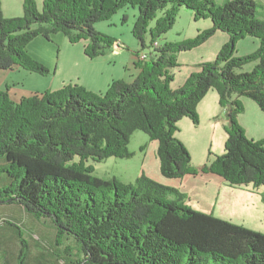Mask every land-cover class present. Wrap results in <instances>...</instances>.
<instances>
[{"label": "trees", "instance_id": "trees-1", "mask_svg": "<svg viewBox=\"0 0 264 264\" xmlns=\"http://www.w3.org/2000/svg\"><path fill=\"white\" fill-rule=\"evenodd\" d=\"M41 1L39 8L37 0H24L22 14L6 17L0 0V69L20 66L49 74L27 45L59 32L72 43L86 40L84 52L90 58L106 54L117 40L95 24L125 6L138 8L131 32L142 49L153 50L144 60L141 49L134 51L139 73L131 81L113 80L104 93L70 82L14 100L0 88V171L7 175L0 179V213L11 218L0 231H11L19 243L17 264H28L30 256L20 225L25 215L52 223L58 243L74 237L78 257L66 251L65 264H264L263 232L191 207L180 188L144 172L134 182H123L94 175L90 163L131 158L130 138L140 129L157 142L165 177L213 173L231 186L263 187L264 138L248 137L238 115L245 110L243 96L264 112V1ZM182 6L196 20L210 19L211 26L190 38L161 41ZM218 31L228 38L215 59L196 64L172 88L179 53L206 43ZM246 36L257 38L258 46L237 55V43ZM155 41L159 46H153ZM211 89L228 119L227 139L222 154L210 157V150L207 162L195 166L176 133L184 117L200 123L198 105ZM8 262L0 243V264Z\"/></svg>", "mask_w": 264, "mask_h": 264}, {"label": "rangeland", "instance_id": "rangeland-1", "mask_svg": "<svg viewBox=\"0 0 264 264\" xmlns=\"http://www.w3.org/2000/svg\"><path fill=\"white\" fill-rule=\"evenodd\" d=\"M23 1L3 0L5 16L12 17L22 14ZM216 1L221 4L224 0ZM37 3L41 8L42 1L37 0ZM138 14L137 7L125 6L114 16L95 24L98 31L112 36L119 45L118 48L114 47L108 53L97 58H90L85 54L84 47L88 43L86 40L72 43L62 32L53 35L50 40L42 36L34 38L27 45V50L36 60L46 64L50 68V73L40 75L20 66H15L11 70L0 69V88L8 89L10 96L14 100H18L22 96L32 93H41L49 89L57 90L70 81H78L96 93L106 92L112 77L121 75L125 76L127 81H131L132 71H135L132 62L137 60L134 51L141 49L140 53L148 54L153 50V47L142 49L139 40L131 32ZM211 24L210 19L199 18L196 20L194 12L188 7L182 6L175 24L165 33L164 39L162 38L161 41H179L193 37L200 30L210 27ZM227 38V33L218 31L206 43L190 51L179 53V65L173 69L175 78L171 82L172 87L182 84L188 78L191 70L197 69L196 64L202 60L215 59L218 50L221 49ZM257 46V38L246 36L238 41L236 54L250 53ZM252 66H254L253 63L247 64L245 69L250 70ZM211 91L217 93L214 89ZM213 93L204 97V99L207 97L205 100L209 105L208 110L201 111L199 106L198 111L201 118L199 124H193L186 117L178 124L179 130L176 134L190 150L192 163L196 166L206 163L210 150L213 152L210 157L224 151V142L222 141L225 140H221V137L223 134L226 138L227 133L224 130L217 131L214 125L210 126L211 123L217 124L223 119L222 115L212 118L215 110L219 109L217 104L213 106L208 103V100H212ZM242 100L245 110L238 115V120L243 125L247 136L254 139L264 138V112L255 101L248 97L243 96ZM220 113L222 112L220 111ZM129 148L134 152L131 158L112 156L98 162L90 160V163L94 165L93 174L108 179L116 176L123 182H134L135 178L144 172L157 181L162 179V183L171 186H174L173 184L180 185L177 178L170 179L161 174L156 155L157 142L151 140L147 133L140 129L136 130L130 138ZM3 178L7 179V175L0 171V179L3 180ZM187 178L184 183L188 189L186 191L188 205L204 212L213 211L214 215L220 218L243 224L245 227L264 233V201L262 200L264 186L254 187L245 184L231 186L228 182H224L220 187L219 180L223 178L215 174L189 175ZM1 180L0 184L4 185ZM21 212L24 215L23 210ZM0 217V227L4 226L5 220L11 219L1 213ZM20 225L30 246L28 264H65L62 256L66 251L70 253L71 257H78L74 237L69 236L62 243H58L55 226L48 220H37L32 216L25 215ZM2 237H4L3 242L1 241ZM0 241L3 251L7 254L8 264H17L15 257L19 252V243L15 236L11 231H0ZM40 259H42L41 262H39Z\"/></svg>", "mask_w": 264, "mask_h": 264}, {"label": "crops", "instance_id": "crops-1", "mask_svg": "<svg viewBox=\"0 0 264 264\" xmlns=\"http://www.w3.org/2000/svg\"><path fill=\"white\" fill-rule=\"evenodd\" d=\"M1 2H2V7H3V10H4V12H5V9H4V2H3V0H1ZM3 12V13H4ZM5 15V14H4ZM54 35H56V34H54ZM212 37V36H211ZM210 37V38H211ZM209 38V39H210ZM208 39V40H209ZM118 48L119 47V45H117V46H113V47H111V49H113V48ZM111 49H109L108 50V52L111 50ZM107 52V53H108ZM203 61V60H202ZM135 62V61H134ZM134 62H132V66H133V68L135 69V71L133 70L132 71V79L139 73V68H136L135 66H134ZM204 62V61H203ZM192 71H194V70H191V72ZM191 72H190V74H191ZM189 74V75H190ZM189 75H188V77H189ZM119 78H123V79H126L125 78V76H115V77H112V78H110V81L112 82L113 80H115V79H119ZM131 79V80H132ZM127 81V80H126ZM185 81V80H184ZM70 82H73V81H70ZM76 82H78V81H76ZM110 83V82H109ZM183 83V82H182ZM80 84H82V83H80ZM171 85H172V83H171ZM181 85V84H180ZM180 85H178L177 87H179ZM177 87H172V88H177ZM211 90H213V89H211ZM209 91L208 93H207V95L209 94H212L213 92L212 91ZM218 93H213V95H211V98H212V100H208L209 102V104L211 105H213V106H215L216 104L218 105V107H219V109L218 110H215V112H214V115H213V117L212 118H216V115H219V116H221L222 115V117H223V119L220 121V122H218L217 124H214V123H211V125L210 126H212L213 127V125H214V127H215V129L217 130V131H225L226 132V130H225V127L224 126H226V124H227V122H228V119H227V117H226V113H225V110L224 109H222V107L220 106V103H219V97H218ZM206 96V95H205ZM204 96V97H205ZM207 98V97H206ZM205 98V99H206ZM204 98L203 99H201V101H200V105H198V110H199V106H200V109H201V111H206V110H208V104L206 103V100H205ZM19 100V99H18ZM205 102V103H204ZM220 111L222 112V113H220ZM198 113H199V111H198ZM220 113V114H219ZM199 116H200V114H199ZM219 118V117H218ZM183 119V118H182ZM181 119V120H182ZM191 120V119H190ZM192 121V120H191ZM200 121H201V118H200ZM192 123L193 124H195L193 121H192ZM196 125V124H195ZM179 127V126H178ZM222 127H223V129H222ZM227 133V132H226ZM262 138V137H261ZM225 140L226 141V139H227V136H226V138H225V136L222 134V137H221V140ZM263 139V138H262ZM225 141H222V142H225ZM219 143H221V142H219ZM224 152V151H223ZM222 154V153H221ZM207 160H208V158H207ZM207 162V161H206ZM196 166V165H195ZM199 166V165H198ZM200 174V173H199ZM199 174H197V175H199ZM207 174H213V173H207ZM190 175V174H189ZM189 175H186L185 177L183 176L182 178H177L179 181L178 182H180V185L179 184H173L174 185V187H178V188H180L182 191H184L187 195H188V193L186 192L188 189H187V185H186V183H184V181H186L188 178H187V176H189ZM197 175H191V176H197ZM222 178V177H221ZM160 180V182L161 181H163L162 179H159ZM219 184H220V187H221V185L222 184H224V182H226L224 179H221V180H219ZM169 186H171V185H169ZM220 187H219V189H218V191H217V194H216V199H217V195H218V192H219V190H220Z\"/></svg>", "mask_w": 264, "mask_h": 264}, {"label": "built area", "instance_id": "built-area-1", "mask_svg": "<svg viewBox=\"0 0 264 264\" xmlns=\"http://www.w3.org/2000/svg\"><path fill=\"white\" fill-rule=\"evenodd\" d=\"M154 47H157L159 46V42L158 41H155L154 44H153ZM147 53H144V52H141L140 55H139V58H142V60L144 59H147Z\"/></svg>", "mask_w": 264, "mask_h": 264}]
</instances>
